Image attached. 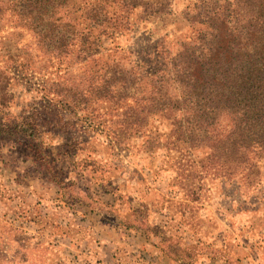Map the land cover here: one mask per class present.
I'll return each instance as SVG.
<instances>
[{"label":"rangeland","instance_id":"obj_1","mask_svg":"<svg viewBox=\"0 0 264 264\" xmlns=\"http://www.w3.org/2000/svg\"><path fill=\"white\" fill-rule=\"evenodd\" d=\"M49 1L53 22L34 24L27 0H0V157L10 164L0 163V264H264V176L245 189L202 171L208 149L173 145V115L151 111L149 82L125 75L119 93L109 76L148 74L157 45L171 57L196 41L197 0H170L157 18L130 13L112 34L86 30L88 0ZM107 78L115 87L102 93ZM188 159L197 168L179 174ZM103 192L95 208L142 250L123 243L100 257L82 204Z\"/></svg>","mask_w":264,"mask_h":264},{"label":"trees","instance_id":"obj_2","mask_svg":"<svg viewBox=\"0 0 264 264\" xmlns=\"http://www.w3.org/2000/svg\"><path fill=\"white\" fill-rule=\"evenodd\" d=\"M49 3L27 0L23 13L34 24L38 19L52 23ZM169 6L170 0H88L86 30L112 34L130 13L157 18L168 14ZM188 20L199 25L196 41L180 44L171 57L157 45L159 64L148 74L137 72L138 77L132 78L120 69L109 76L121 80L119 93L127 89L125 75L149 82L151 111L173 115V145L180 143L187 152L207 148L206 162L199 166L202 171L252 188L264 176V0H197ZM70 39L61 35L58 44ZM110 78L100 87L102 93L115 87ZM1 126L6 127L0 122ZM49 162L53 175L52 159ZM187 162L177 166L179 174L198 166L193 160ZM53 179L62 183L57 176ZM86 198L88 205L98 203ZM158 248L171 257V247L163 251L158 244Z\"/></svg>","mask_w":264,"mask_h":264},{"label":"crops","instance_id":"obj_3","mask_svg":"<svg viewBox=\"0 0 264 264\" xmlns=\"http://www.w3.org/2000/svg\"><path fill=\"white\" fill-rule=\"evenodd\" d=\"M6 149L4 147H2V152L5 153ZM1 152V153H2ZM6 154V153H5ZM10 154H14V151H12ZM17 154H14L13 156L9 157V159H11L10 163H12V161L14 159H17L16 157ZM4 158V157H3ZM7 160H3L0 157V163L2 164V169L4 171H9L8 167L10 166V164L8 162H6ZM17 163V162H16ZM17 165V164H16ZM18 166V165H17ZM13 167V166H12ZM25 174H27L25 172ZM28 176V175H26ZM24 186V184H22ZM109 193H101L100 196H98V203L96 204V206H99L101 204H106L107 202H105V200L103 199L104 196H109ZM86 207V231H88V233H91L93 236V239H96L98 241V243L101 245L99 254L100 257L103 260L109 261L111 259V251L114 248H121L120 246L125 243V249L126 250H130V252H136L139 250V248H141V250L143 249V246L138 244L137 242H134L133 239H135V235H137L136 233H133L131 230L126 229V227H124L122 224V228H116L115 226L107 223L104 219H103V214L102 212L98 211V208H95L92 205H88L87 203L82 204ZM139 236V235H138ZM110 250V253H109ZM145 252V251H144ZM162 255V254H160ZM163 261V257H159L156 256V262L155 264H162L161 262H157V261ZM134 264H141L137 261L134 260Z\"/></svg>","mask_w":264,"mask_h":264}]
</instances>
